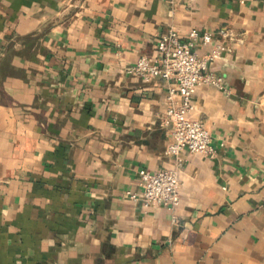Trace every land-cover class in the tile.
<instances>
[{
    "label": "crops",
    "instance_id": "crops-1",
    "mask_svg": "<svg viewBox=\"0 0 264 264\" xmlns=\"http://www.w3.org/2000/svg\"><path fill=\"white\" fill-rule=\"evenodd\" d=\"M171 28L229 32L215 156L167 153L169 81L128 71ZM179 157L175 208L126 197ZM0 264H264V0H0Z\"/></svg>",
    "mask_w": 264,
    "mask_h": 264
},
{
    "label": "built area",
    "instance_id": "built-area-1",
    "mask_svg": "<svg viewBox=\"0 0 264 264\" xmlns=\"http://www.w3.org/2000/svg\"><path fill=\"white\" fill-rule=\"evenodd\" d=\"M177 2L179 0H170ZM196 0H187L190 4ZM220 37L214 39L212 31L200 32L197 28L189 30L182 36L178 30L171 28L162 33L156 42L154 54H142L136 62L128 67V71L140 76L146 81L163 77L169 81L167 106L163 123L171 126L173 139L168 142L167 153L180 156L189 149L207 156L217 154V144L205 122L191 115L195 108L194 95L201 84H212L225 88L224 77L210 69L212 60L222 54L227 48L226 28L219 30ZM213 43L206 53L196 49L198 41ZM182 158L178 164L159 171L143 168L139 173V184L136 190H127L126 197L139 200L145 207L164 204L175 208L181 199L179 170Z\"/></svg>",
    "mask_w": 264,
    "mask_h": 264
}]
</instances>
